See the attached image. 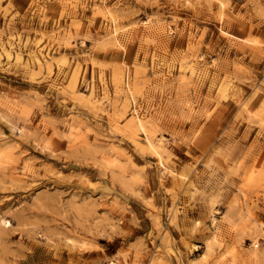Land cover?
Instances as JSON below:
<instances>
[{
  "label": "rangeland",
  "instance_id": "1",
  "mask_svg": "<svg viewBox=\"0 0 264 264\" xmlns=\"http://www.w3.org/2000/svg\"><path fill=\"white\" fill-rule=\"evenodd\" d=\"M111 263L264 264V0H0V264Z\"/></svg>",
  "mask_w": 264,
  "mask_h": 264
},
{
  "label": "bare ground",
  "instance_id": "2",
  "mask_svg": "<svg viewBox=\"0 0 264 264\" xmlns=\"http://www.w3.org/2000/svg\"><path fill=\"white\" fill-rule=\"evenodd\" d=\"M186 64V63H185ZM182 65V64H181ZM188 65V64H187ZM184 66V65H183ZM111 264H114V263H111Z\"/></svg>",
  "mask_w": 264,
  "mask_h": 264
}]
</instances>
